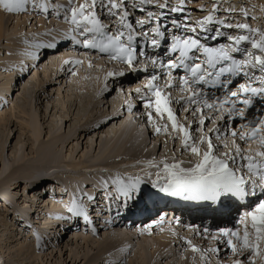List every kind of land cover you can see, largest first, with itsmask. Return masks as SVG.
I'll return each instance as SVG.
<instances>
[{
	"label": "snow or ice",
	"instance_id": "snow-or-ice-1",
	"mask_svg": "<svg viewBox=\"0 0 264 264\" xmlns=\"http://www.w3.org/2000/svg\"><path fill=\"white\" fill-rule=\"evenodd\" d=\"M188 3L0 0V13L66 24L63 32L51 29L41 34L50 40L25 37L20 54L35 62L44 50L66 44L71 50H84L82 55L106 57L118 67L107 72L103 91L125 97L120 115L146 117L143 122L154 135L179 145L180 158L174 148L170 158L148 160L136 174H102L99 194L109 213L114 210L121 217L133 209L148 211L149 203L155 207L162 198L193 204L228 221L215 228L185 225L194 237L213 242L206 247L172 233L194 259L198 256L200 264H264V29L248 22L257 17L247 8H222L224 0L199 4L197 11L205 15L195 20ZM63 63L75 76L74 69L83 61ZM88 67H93L91 62ZM26 70L21 64L20 73ZM132 75L136 86L130 83L126 92L123 85L108 88L109 79ZM25 187L29 195L38 189L47 194L43 183L35 189ZM62 195H68L67 189ZM95 203L96 195L77 185L65 205L67 215L55 219L82 220L91 226ZM91 230L95 235L96 228ZM32 235L39 248L40 235Z\"/></svg>",
	"mask_w": 264,
	"mask_h": 264
},
{
	"label": "rangeland",
	"instance_id": "rangeland-1",
	"mask_svg": "<svg viewBox=\"0 0 264 264\" xmlns=\"http://www.w3.org/2000/svg\"><path fill=\"white\" fill-rule=\"evenodd\" d=\"M195 1L197 0H189V7H193V4L196 3ZM175 2L177 1L172 0V3ZM207 2L205 4H209ZM242 2L244 3L245 0H242ZM229 5L234 6V3ZM192 7L187 8L190 13L195 10V7ZM242 7L247 8L245 4ZM195 15L198 16L200 14L194 11L193 16ZM249 15L252 14L249 12ZM4 16L6 22L9 16ZM15 17L16 15L10 17L11 19L8 23V25L11 24L10 29L15 23L13 21L17 18ZM23 17L24 15H20L19 19L26 18L28 21L24 26V30L15 33V35H12L10 31V34H6L0 40V87L3 86L8 74H10V71H8L10 66L17 62V59L11 61L7 57L14 52L18 53V56H23L20 53L26 47L23 43L25 37L30 38L35 35L39 39L50 40L51 37H44L41 34L46 30L57 29L60 31L64 26L65 29L67 28L66 25L59 21L52 24V19L46 20L42 19V17H37V19L41 18L44 22L43 24L47 26L41 30L36 28L38 26L36 24L39 23H36V18H30L27 15ZM235 18L241 19L239 16ZM30 21L31 25L29 24ZM248 22L252 24L251 22L253 21L250 20ZM259 25L260 28L264 29V23L261 20ZM19 40L22 42V46L15 47L13 43ZM64 45L66 44H61L56 50H44L38 61L31 63V60H27L25 63L27 70L23 74L16 72L10 92H4L5 95L0 98V212L4 211L6 214V217L0 216V218L6 220L7 223L11 222L16 225L18 229L16 232L15 229L12 231L9 225L0 226V264H140L138 255L136 256L135 252L126 250L127 248H121L123 251L119 250L116 252L117 255H114V253L113 255L111 253H103V248L97 246L99 238L103 234L110 233L108 226L119 220L128 224L127 230H118L126 234L125 236L128 235L127 238L132 237L133 243H136V250L134 249V251H137L138 245L153 248L156 244L154 241L155 236L162 232L160 231L162 229L156 230L152 234L145 232L143 236L134 232L138 226L146 228L148 223H150L149 221H155L162 213L177 214L180 210L177 211V206L174 209L176 200L169 198L160 199L155 207L149 203L148 211L133 209L128 213H122L121 217L106 225L105 221L109 220L106 217L108 218L110 213L107 211V206L102 204L106 203V201L99 194L100 187H95L93 181L95 177L101 178L102 174L107 177L109 173L117 171L136 174L140 171L139 166L148 160L170 158L174 148L176 149L177 157L180 158L179 145H174L171 141L165 143L163 135L159 137L153 136L151 134L153 133L152 130L143 122L146 117H139L137 113L134 118V115L130 116L131 114L125 112L123 116L120 115L118 124L124 120H130L133 128L141 133L146 144L138 151L137 155L131 154L126 159H118L114 162L115 164L105 167V162L102 163V161L98 160L102 156L101 147L105 143H109L110 140L119 144L123 142V140L117 142L118 139H111L118 130V126H114L116 122L111 121V119L109 121L108 118L112 116V113H117V109L121 112L125 97L119 95L116 91L105 92L103 91L104 84L102 83L100 88H98L97 84L99 81L105 83L104 77L107 72L116 69L112 68L113 66L108 60V62H105V58L96 59L93 58V54L86 57V55H82V52L78 51L71 54L73 56L69 57V59L82 60L83 64L74 69L76 75L72 76L68 72V66L61 59L64 55L62 54L63 52L59 53L63 50H69L68 48H63ZM68 53L69 51L66 55ZM88 61L92 63V68L88 67ZM127 77L129 80H126L125 84L122 83L125 86L123 87L125 92L128 89L127 84L136 83L134 75ZM122 84L119 80L113 81L109 79L108 88L110 90L112 88L119 89ZM3 87L6 88V86ZM5 101H7L6 104L4 103ZM115 103L119 106L114 107V105H117ZM76 106L83 108L82 114L78 113ZM115 115L118 116V114ZM31 119H34L37 123V134L31 130L32 126L29 122ZM105 120H108L107 124L104 123ZM99 124H104L105 126L99 129L97 127ZM108 134L111 136H108ZM64 139L66 141L62 144ZM40 149L52 150L57 154L59 162L52 164V162L41 161L40 159L44 156L38 157ZM132 155L135 158L128 160ZM185 159L187 158L185 157ZM3 163L7 165L9 170L2 174ZM31 167H44L46 169L41 170L40 174H33L34 179L28 182L25 179H28V175L32 173ZM37 176L39 177L36 180ZM11 182L17 183L16 188L10 186ZM39 182L45 185L47 194L43 195L44 189L33 190L34 192H31V194L36 192L37 195V191H40L41 196L45 197L54 192L52 196L55 195L57 198V200L55 199L56 206L61 208L62 212L65 213L64 215H67L65 205L69 202V192L71 191L66 184L74 182L76 185L80 184L81 187H87L90 195H96V203L91 206L93 210L90 214V216H93L91 218L93 225L86 226L82 220H78L74 224L75 226L72 227L67 224V221H64V225L66 223L65 227L59 221L57 222L59 228L57 229L58 226L56 225V228L53 227L51 230L52 227L49 228L47 221L48 219L51 221L53 218L52 210L51 212H48L50 209L45 211V215L42 216L41 211L44 209L42 208V201L39 199V202L34 201L32 198H28L29 194L24 193L26 184L30 185V187L27 186L29 189H35V186L40 184ZM17 188H19V191H17ZM62 189H67L68 195H62ZM3 191L13 201L12 204L7 202L8 210L4 207ZM163 200L164 202L162 203L161 201ZM171 206L173 209H168ZM21 211L26 212L20 213ZM36 219L39 222H35L37 221ZM218 220V218H215L212 222L215 223ZM222 223L223 221L217 225L219 226ZM28 225H31V228ZM93 226L97 230L95 235L91 230ZM56 230L57 232L55 233ZM34 231L41 237L39 248H37L36 240L32 235ZM76 233L90 237L93 242L95 241V245L93 246V242L86 245L80 240L77 246L75 241ZM145 238L149 241L143 240ZM201 243L206 246V243ZM8 247L10 248L8 249ZM20 247H29V251L25 249L28 253L26 255L19 253L18 249ZM175 247L176 253L165 254V258H162V256L160 258L156 257V264H182V260L189 261H187L188 263L185 262V264H200L198 256L195 259L194 255L189 256L190 253L187 252L186 246L175 245Z\"/></svg>",
	"mask_w": 264,
	"mask_h": 264
},
{
	"label": "bare ground",
	"instance_id": "bare-ground-1",
	"mask_svg": "<svg viewBox=\"0 0 264 264\" xmlns=\"http://www.w3.org/2000/svg\"><path fill=\"white\" fill-rule=\"evenodd\" d=\"M177 1V0H176ZM208 1V2H207ZM225 2L223 3V6H222V8H226V7H228L229 6V4L230 3H234V6H236V7H242V6H244V4L247 6V8H248V10H249V12H250V14H252V15H255L256 17H257V19L255 20V21H253V22H251L252 23V25H253V27H260V25H259V22H260V20L262 21V23H264V12H261L260 11V8H261V6L262 5H264V0H245V2L243 3L242 2V0H224ZM196 2V3H195ZM194 3L195 4H193V7H195V10H193V12L194 11H196V12H198L200 15H198V16H196V18L195 19H199V18H202L204 15H205V13H202V12H199V11H197V8H198V6H199V4H205L206 2L207 3H209V0H197V1H195ZM175 3H177V2H175ZM228 4V5H227ZM243 4V5H242ZM255 5V8H253L252 7V5ZM190 5H189V3L187 4V8H191V7H189ZM192 7V8H193ZM193 12L191 13V15L193 16ZM5 14H3V13H0V40L2 39V38H4V36H6V34L8 35V33L10 34V31H11V34L12 35H15V33H18L19 31H23L24 30V26L27 24V19L26 18H24L25 17V15H24V19H19V16H16L15 18V20H13V21H15V23H14V25L12 26V28L10 29V25H8V23L10 22V17L11 16H9V18H7V21L5 22V16H4ZM223 15V14H222ZM14 16V15H13ZM28 16V15H27ZM236 17H238V16H236ZM263 17V18H262ZM21 18V17H20ZM31 18V17H30ZM32 18H36L37 19V17H35V16H32ZM262 18V19H261ZM43 19V18H42ZM42 19L40 18V19H37V21H36V23H38V24H36V25H38L36 28L37 29H45L47 26L45 25V24H43L44 22L42 21ZM240 20H242V17H241V19ZM12 22V21H11ZM263 28H264V26H263ZM62 30H66L65 28H63ZM14 33V34H13ZM11 35V36H12ZM57 37H59V36H57ZM59 39V38H58ZM13 45L15 46V47H21L22 46V42L19 40V41H15L14 43H13ZM63 48H68L69 50H63V51H60L59 53H62V54H64L62 57H61V59L63 60V62L65 61V60H70L69 59V57H72L73 55H71V54H73L74 52H78L77 50H71V48H70V46H68V45H64V47ZM71 50V51H70ZM69 51V53H68V55H66V53ZM84 50H79V52H83ZM2 52V51H1ZM79 54V53H78ZM19 54L18 53H16V52H14L13 54H11L10 56H8L7 57V59L8 60H11V61H15L16 59H17V62L15 63L14 62V64L13 65H11L10 66V70H8V71H10V74H8V78L5 80V82H4V84H3V86H6V88H4L3 86L2 87H0V98L1 97H3L5 94H4V92H10V89L12 88V83H13V80H14V78H15V74H17L16 72L18 71V72H20L19 71V67H20V65L21 64H25L26 62H27V58L25 57V56H18ZM21 55V54H20ZM95 56V57H94ZM83 57V56H82ZM87 57V56H86ZM93 58H96V59H98V57L96 56V55H94L93 54ZM84 60V59H83ZM33 61H31V63H32ZM89 62V61H88ZM105 62H108L107 60H105ZM110 64L113 66L112 68H117L118 66L115 64V63H113V62H110ZM8 69V68H7ZM13 69H15V71H13ZM2 77V76H1ZM5 77H7V76H5ZM34 77V76H33ZM135 78V77H134ZM121 79V80H120ZM82 80V79H81ZM120 81V83L122 84V83H124L125 84V82H126V80H129L128 79V77L126 76V77H123V78H119V79H117V81ZM135 80V79H134ZM104 84V82L103 81H99L98 82V88H100L101 87V84ZM124 84H122L123 85V87H125L124 86ZM1 85V84H0ZM127 87H129V84H127L126 85ZM132 86H136V83L134 84H132ZM118 102V101H117ZM115 104H117V103H115ZM119 105L117 104V105H114V107H118ZM77 107V106H76ZM77 111H78V113H80V114H82L83 113V108L82 107H77ZM115 114H118V116L117 115H115ZM115 115V116H114ZM3 116V115H2ZM113 116V117H112ZM112 116H110L108 119H109V121H110V119H111V121H113V122H116L115 124H114V126H118V130L113 134V137L111 138V139H118L117 140V142H119L120 140H123V142L122 143H115V142H112V140H110V142L109 143H105L102 147H101V149H100V151L102 152V156H100L99 157V161H102V163H104L105 162V164H104V166L105 167H107V166H111L114 162H116L118 159H126L127 158V156H129V155H131V154H135V155H137L138 154V151H140L142 148H143V146H144V144H146V141H144L145 139L143 138V136L141 135V133H139L138 132V130L137 129H135V128H133V126H132V124H131V122H130V120H124V121H122L120 124H118V122L120 121V119H119V117H120V111H118V109H117V113H112ZM130 116H133L132 114L130 115ZM136 116L134 115V118H135ZM0 119H1V117H0ZM139 120H140V118H139ZM144 120V119H143ZM30 123H31V126H32V132L33 133H35V134H37L38 132H37V130H38V128H37V123H36V121L34 120V119H31V121H29ZM97 125V124H96ZM103 126H105L104 124H99L97 127L99 128V129H101ZM93 127H96V126H93ZM151 134H153V133H151ZM108 136H111V135H109L108 134ZM153 136H156V135H154L153 134ZM61 141V140H60ZM66 140L64 139L63 140V142H62V144L65 142ZM169 142V141H168ZM110 146V148L108 149V147ZM141 153H143V151H141ZM109 155H111V157H109ZM120 155V156H119ZM39 156H44L42 159H40L41 161L43 160V161H48V162H52V164H55V163H58L59 162V158H58V156H57V154L56 153H54L52 150H39L38 151V157ZM133 158H135L134 157V155H132L131 157H130V159H128V160H131V159H133ZM47 163V162H46ZM45 163V164H46ZM115 164V163H114ZM46 169V168H45ZM44 169V167L42 168V167H31V171H32V173L30 174V175H28L29 177H28V179H25L26 181H28V182H30L29 180H33L34 179V177H33V174H36V173H39L40 174V172H41V170L43 171V170H45ZM7 170H9L8 169V167H7V165H5L4 163L2 164V169H1V173L3 174V173H5ZM38 171V172H37ZM16 173V172H15ZM17 173H18V171H17ZM28 173V172H27ZM36 176V175H35ZM38 177L39 176H37V178H36V180L38 179ZM100 180V177H95V179H94V181H96V182H94L93 181V185L95 186V187H100V185H99V182H97V181H99ZM35 182V181H34ZM40 183V182H39ZM16 184L17 183H13V182H11L10 183V186L12 187V186H16ZM67 185V187L68 188H70L71 189V191L69 192V196L71 197V193L75 190V188L77 187V185L74 183V182H70V183H67L66 184ZM2 186V185H1ZM25 186H28V187H30V185H28V184H26ZM24 186V188L26 189V187ZM79 186H81L80 184H79ZM27 187V188H28ZM16 188V187H15ZM6 189H8V188H6ZM24 189V193L26 192V190ZM99 190V189H98ZM32 192H34V191H32ZM54 192H52L51 194H48L47 196H45V197H42V196H40V197H37V195H36V192L33 194H30V195H28V198H32L34 201H38V199L39 200H41L42 201V208H44L42 211H41V215L42 216H44L45 214V211H48L49 209H50V211H48V212H51V210H52V213H53V218L51 219V221L48 219V223L47 224H49V228H51V230L53 229V227L54 228H56V225L58 226V224H57V222H61V224H62V226H65L66 225V223H65V225H64V221H61V220H57V219H55V217L56 216H58V215H64L65 213H63L62 212V210H61V208H57V206H56V202H55V199L57 200V198L55 197V195L54 196H52V194H53ZM95 193V192H94ZM2 197H3V199H4V201H5V204H4V207H5V209L6 210H8L9 208H8V203L7 202H9V204H12L13 203V201H12V198L8 195V194H6V192L5 191H3V193H2ZM70 197H69V200H70ZM163 199V198H162ZM166 199V198H165ZM39 202V201H38ZM162 203L164 202V200L163 201H161ZM52 203H55V204H52ZM68 203V202H67ZM66 203V204H67ZM52 204V205H51ZM102 204H105V206H107V203H102ZM189 208V203H185L184 204V207H183V210L184 211H182L181 212V214L183 215L182 217H180V218H182V220H184V221H188V222H194V223H197V222H202V221H209V222H212L214 219H215V217H213L211 214H206L205 213V215H206V217H202L201 215H199V214H197V213H195V212H189V213H187L188 212V209ZM98 209H101V208H98ZM179 210H182V209H178L177 208V211H179ZM186 210V211H185ZM66 211V210H65ZM98 211V210H97ZM22 212H26V211H21L20 213H22ZM165 214H167V215H169V218L167 219L165 216H163V219L161 220L160 219V217L162 216V215H165ZM40 215V216H41ZM114 215H115V213H114ZM174 215H175V213H162L159 217H157V219L155 220V221H152V222H154V223H151V221H149L150 222V224L149 225H153V227L151 228V229H156V230H159V228L160 227H165V226H169V228L168 229H163V230H160V231H162V232H160L159 234H157L156 236H155V239H154V241H155V245L153 246V248H148L147 246H145V245H138L137 247V251H134V249L136 250V248H135V244L133 243V240H132V237H128L127 238V236H125L126 234H123L122 232H121V230H118V229H126L127 230V225L128 224H125V223H123V221L121 222V221H119V220H117V221H115L114 222V224H111V225H109L108 227V230H110L111 232L110 233H108V234H103V236H101V238H99V240H98V244H97V246H99V248H100V246L103 248V253H111L112 255H113V253H114V255H117L116 254V252H118L119 250H121V248H127L126 250H129V251H132V252H135L134 254L137 256L138 255V259L140 260V264H156V257L157 258H160L161 256H162V258H165V254H169V253H173V252H177L176 251V247H175V245H180V246H183L182 245V243H181V241L179 240V239H177V237L176 236H173V232H175L176 234H177V236H179V237H184V236H186V234H184V233H182V232H180L178 229H176V228H173V227H171L170 228V226H172V224L174 223L173 221H174ZM0 216H3V217H6V214L4 213V211H2V213L0 212ZM93 216H90V218H92ZM110 217H106V219H109ZM37 220V219H36ZM76 221L78 222V220H72V221H67L68 223V225H70V226H75L74 224L76 223ZM112 221V220H111ZM219 221V220H218ZM218 221L217 222H215L216 224L218 223ZM35 222H39L38 220L37 221H35ZM34 223V222H33ZM111 223H113V221L111 222ZM146 223V224H147ZM11 224V225H10ZM9 225V228H11V230L13 231L14 229H15V231L17 232L18 231V229H17V226L16 225H13L11 222L10 223H7L6 222V220H3V218H0V226H8ZM67 225V226H68ZM106 225H108V224H106ZM190 225V224H189ZM191 225H194V224H191ZM84 226V225H83ZM126 226V227H125ZM137 226V225H136ZM148 226V225H147ZM66 227V226H65ZM59 228V226L57 227V229ZM86 228V227H85ZM131 229V228H130ZM21 230V229H20ZM19 230V232H21ZM155 230V231H156ZM57 232V230L55 231V233ZM145 232H149L148 231V228L146 227H143V228H141V226L139 227H137L136 228V231L134 232V233H136V234H139V235H144L145 234ZM20 234V233H19ZM133 234V233H132ZM134 235V234H133ZM190 235L191 234H189V235H187V238H189V239H191V237H190ZM141 237V236H140ZM76 238V239H75ZM75 241L77 242V246L79 245V241L81 240L84 244H86V245H88L90 242H93L91 239H90V237H88V236H86V235H82V234H75ZM143 240H145V241H149L148 239H143ZM192 240V239H191ZM204 242V241H203ZM12 243V242H11ZM74 243V242H73ZM192 243L194 244V245H196V246H198V247H204L205 246V244H202L200 241H195L194 239L192 240ZM205 243V242H204ZM93 244V246L95 245V241L92 243ZM206 245L208 246L209 244H207L206 243ZM152 246V245H151ZM10 247H8V249H9ZM25 249H27V251H29V247H20L19 249H18V251H19V253H22V255H26L28 252L25 250ZM180 249V248H179ZM117 250V251H116ZM188 250V249H187ZM8 251V250H7ZM121 251H123V249L121 250ZM153 251V252H152ZM186 251V250H185ZM4 252V251H3ZM187 252H189L190 253V255L189 256H193V253L190 251V250H188ZM2 253V252H1ZM18 253V252H17ZM123 253V252H122ZM2 255H4V254H2ZM21 255V256H22ZM19 256V255H18ZM222 256V255H221ZM166 257H167V255H166ZM169 257V256H168ZM190 258V257H189ZM116 259V258H115ZM185 259V258H184ZM197 259V258H196ZM187 260V259H186ZM190 260V259H189ZM159 261H160V259H159ZM188 261V260H187ZM187 261H185V260H182V264H185V262H187ZM198 261L200 262V260L198 259ZM0 262H1V260H0ZM189 262V261H188ZM187 262V263H188ZM198 263V262H197ZM215 264V263H214Z\"/></svg>",
	"mask_w": 264,
	"mask_h": 264
},
{
	"label": "water",
	"instance_id": "water-1",
	"mask_svg": "<svg viewBox=\"0 0 264 264\" xmlns=\"http://www.w3.org/2000/svg\"><path fill=\"white\" fill-rule=\"evenodd\" d=\"M170 208H172V206L171 207H168V209H170ZM176 208V206H174V209ZM173 209V208H172Z\"/></svg>",
	"mask_w": 264,
	"mask_h": 264
}]
</instances>
